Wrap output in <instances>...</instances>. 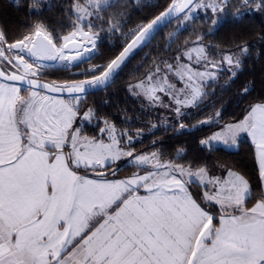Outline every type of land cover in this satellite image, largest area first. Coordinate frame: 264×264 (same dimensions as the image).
Listing matches in <instances>:
<instances>
[{
	"label": "snow or ice",
	"instance_id": "6c2138e0",
	"mask_svg": "<svg viewBox=\"0 0 264 264\" xmlns=\"http://www.w3.org/2000/svg\"><path fill=\"white\" fill-rule=\"evenodd\" d=\"M229 3L169 0L165 11L126 35L119 55L63 83L41 79L55 65L71 70L95 58L103 26L94 21H102L115 0H77L69 9L75 20L68 34H57L44 21L13 41L0 30V264H264V187L252 202L250 182L238 171L219 165L226 175L216 176L207 165L194 169L164 159L155 142L153 150L137 153L134 140L141 130L133 137L94 109L80 108L90 91L109 86L173 17L185 22L202 8L211 11L215 25ZM42 6L32 0L31 9ZM253 6L264 11V0L234 5L237 11ZM123 15L108 21L110 34L122 31ZM178 34L170 36L169 49ZM203 39L197 36L193 46L159 61L129 91L177 118L183 108L199 107L210 82L224 72L234 79L248 53L245 46L216 60L199 43ZM221 120L217 111L200 123ZM85 124L96 134L87 133ZM241 133L256 147L264 185V103L200 144L235 145ZM122 160L135 171L108 179L105 173L115 176ZM193 185L202 190L199 198Z\"/></svg>",
	"mask_w": 264,
	"mask_h": 264
},
{
	"label": "trees",
	"instance_id": "16d2710c",
	"mask_svg": "<svg viewBox=\"0 0 264 264\" xmlns=\"http://www.w3.org/2000/svg\"><path fill=\"white\" fill-rule=\"evenodd\" d=\"M77 0H42L41 9H31L32 0H21L14 5L11 0H0V30L9 41L20 38L39 21H44L51 30L68 31L74 20L69 17L70 6ZM80 2V0H79ZM240 0H230L229 6L223 13L217 15V23L212 24L211 11H204L198 17L190 20L187 25L178 30L176 22L170 23L154 36L149 44L136 51L126 66L115 76L114 80L104 90L91 93L80 104L82 111L94 109L99 117H107L119 131H127L139 138L134 140L137 153L153 150V143L164 153V159H174L184 165H191L194 169L207 165L210 173L224 171L219 165L226 166L242 173L250 182L253 189V201L260 195L262 184L256 162L255 150L248 139H240L235 150L222 148H205L200 144L202 139L208 138L220 130L222 124L241 119L250 106L264 103V11L255 6L251 8L234 7ZM116 6L102 14V21L95 20L103 28L114 14L123 13L121 18L122 31L137 24L149 22L169 5V0H147L136 3L133 0H116ZM55 31V32H57ZM179 33L169 49V38L173 33ZM203 35L200 44L208 49L210 57L220 60L224 53L239 52L241 47H247L248 53L242 57L243 68L234 79L229 80L227 72L219 75L216 81L207 88L208 96L199 104V107L188 110L178 120H168L162 124L163 114L159 109L147 105L144 101L130 94L129 86L146 76L161 60L168 61L177 54V49L183 50L196 43L197 36ZM111 43L106 41L99 44L97 55L90 63H107L115 58L125 45L126 38L121 36ZM71 70L58 69L51 76L43 75L41 81L47 83H63L73 78ZM71 75V76H69ZM247 87L248 91L243 89ZM219 111L222 114L220 124H201ZM185 128L181 129L179 123ZM156 124V128H151ZM85 131L96 134L92 125H85ZM121 168L114 177L126 178L131 176L135 169L125 163L118 162ZM112 171L105 173L109 178ZM91 176V173H89ZM191 191L199 198L201 191L193 185Z\"/></svg>",
	"mask_w": 264,
	"mask_h": 264
},
{
	"label": "rangeland",
	"instance_id": "374dc122",
	"mask_svg": "<svg viewBox=\"0 0 264 264\" xmlns=\"http://www.w3.org/2000/svg\"><path fill=\"white\" fill-rule=\"evenodd\" d=\"M11 1H12V3H13L14 5H18V4H19V3H17V0H11ZM20 1H21V0H19V2H20ZM115 1H116V0H115ZM117 1H118V0H117ZM133 1L136 2V3H143V2H145V1H147V0H133ZM80 2L83 3L84 0H80ZM204 11H205V10L202 9V8L196 10V11L192 14V19L198 17V15H200V14L203 13ZM208 11H210V10H208ZM110 19H111V18H110ZM110 19H108V20H110ZM192 19H190V20H192ZM74 20H75V17H74ZM74 20H73V22H74ZM190 20L185 21V22H180V21H178V22H176V26H175V27H177L178 30H181V29H183V28L187 25V23H188ZM73 22H72V23H73ZM85 23H87V19L85 20ZM94 23H95V22H94ZM35 24H36V23H35ZM35 24H34V25H35ZM95 24H96V27H97V28H100V27H101L98 23H95ZM106 25H108V22H107ZM141 25H142V24H137V25L133 26L132 28L127 29V30H126V33L123 34V35L121 34V32H117L115 35L110 34V33L108 32V26H107L106 28H103V31H100V32H99V36H100L99 44H100L101 42H104V41H106L107 43H111V42L113 41L112 39H114V41H115V40L119 39L121 36L126 37L127 34L131 33L133 30L137 29L138 26H141ZM71 26H72V24H71ZM70 29H71V28H70ZM70 29H69L68 31H64V30H62V32H61L60 30H59V31L55 30V31H57V32H56L57 34H61V33H63V34H68V32L70 31ZM85 30H87V29H85ZM94 31H95V29H94ZM98 48H99V45H98ZM97 51H98V49H97ZM234 53H238V52H234ZM220 59H221V58H220ZM104 64H106V63H100V62H99V63H94V64L81 65V67H80L78 70L72 72L71 75H77V76H78L79 73L85 72L87 69L91 68V67L94 66V65H104ZM224 67L226 68L227 65H224ZM58 69H63V68H62V66H60V65H55V66L50 67L49 69H47V70L44 72L43 75H45L46 77L51 76V75L54 73V71H55V70H58ZM71 75H69V76H71ZM79 77H80V78H83V77H81V76H79ZM144 78H145V76H144L143 78L141 77V79H139L138 81H140V80H142V79H144ZM138 81H135V82H133L132 84H135V83H137ZM212 82H213V81H212ZM210 83H211V82H210ZM132 84H131V85H132ZM130 94H131L133 97H135V98H137V99H140V100L144 101L147 105H149L148 102H147L146 100H144L142 96L134 95L131 91H130ZM26 95H27V94H26ZM164 99H165V101L167 102L168 98L165 97ZM82 102H83V101H82ZM149 106H150V105H149ZM150 107H151V106H150ZM152 108L159 109V110L162 112V114H163V121H168V120H178V119L181 117V116H180L179 118H177L176 114H175L173 111H170L169 109H166V108H162V107H152ZM190 109H192V108H183L182 111H183V113H186V112H187L188 110H190ZM94 123H95V122H94ZM85 125H87V124H85ZM210 136H211V135H210ZM210 136H209V137H210ZM243 137H246V138H248L249 140L251 139V137L248 136L246 133H241L237 140H239V139H241V138H243ZM216 144H218V143H215L214 146H213L212 148L217 147ZM220 144H221L222 146H225V150L232 151V150H234V149L236 148V147H235L236 144H235V145H231V146H226V145H224L223 143H220ZM204 147H205V146H204ZM205 148H207V147H205ZM125 163L127 164L126 160H125ZM108 179H117V178L114 177L113 174H111L110 177H109ZM118 179H122V178H118ZM199 189H200V188H199Z\"/></svg>",
	"mask_w": 264,
	"mask_h": 264
},
{
	"label": "crops",
	"instance_id": "0c3cea01",
	"mask_svg": "<svg viewBox=\"0 0 264 264\" xmlns=\"http://www.w3.org/2000/svg\"><path fill=\"white\" fill-rule=\"evenodd\" d=\"M23 95H26L27 93H22ZM219 131V130H218ZM217 132V131H216ZM246 137H243V138H241V139H245ZM246 139H248V138H246ZM240 140V139H239ZM239 140H237V143H236V148H237V144H238V141ZM249 140V139H248ZM250 141V143L253 145V147H254V150H255V157H256V162H257V166H258V169H259V163H258V160H257V154H256V147H255V145L253 144V142H252V139H250L249 140ZM216 146H217V148H222V149H225V146H222L220 143H218V144H216ZM235 148V149H236ZM234 149V150H235ZM210 174H212V175H216V176H225L226 175V172H223V171H219V172H216V173H210ZM259 174H260V172H259ZM122 179H124V178H122ZM262 187H264V185H262ZM201 192H202V190L201 189H199ZM142 191V190H141ZM142 194H143V191H142Z\"/></svg>",
	"mask_w": 264,
	"mask_h": 264
},
{
	"label": "water",
	"instance_id": "95a60500",
	"mask_svg": "<svg viewBox=\"0 0 264 264\" xmlns=\"http://www.w3.org/2000/svg\"><path fill=\"white\" fill-rule=\"evenodd\" d=\"M177 20V18H175V17H173L167 24H165L164 26H162L160 29H159V31L156 33V34H158L162 29H164L166 26H168L170 23H172V22H174V21H176ZM70 47H71V45H70ZM139 50V49H138ZM137 50V51H138ZM96 55H97V52H96ZM96 55H95V57H96ZM119 55V54H118ZM84 64V63H83ZM82 65V64H81ZM42 83H47V82H43V81H41ZM105 88H103V89H100V90H95V91H90V93L89 94H91V93H96V92H99V91H102V90H104ZM54 95H60V94H54Z\"/></svg>",
	"mask_w": 264,
	"mask_h": 264
}]
</instances>
